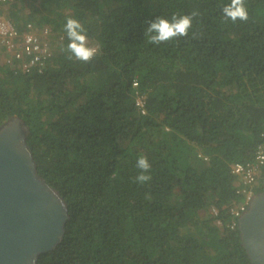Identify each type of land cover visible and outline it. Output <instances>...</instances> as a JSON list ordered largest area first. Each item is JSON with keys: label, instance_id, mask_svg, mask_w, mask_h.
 <instances>
[{"label": "trees", "instance_id": "1", "mask_svg": "<svg viewBox=\"0 0 264 264\" xmlns=\"http://www.w3.org/2000/svg\"><path fill=\"white\" fill-rule=\"evenodd\" d=\"M228 3L10 5L17 22L46 29L50 55L42 72L0 62V124L17 116L28 126L38 174L69 216L37 264H250L230 213L244 197L231 169L264 148V0H245L249 18L235 23L223 17ZM193 12L187 36L147 42L146 21ZM69 17L98 49L89 63L68 58ZM140 155L151 165L143 184Z\"/></svg>", "mask_w": 264, "mask_h": 264}, {"label": "water", "instance_id": "2", "mask_svg": "<svg viewBox=\"0 0 264 264\" xmlns=\"http://www.w3.org/2000/svg\"><path fill=\"white\" fill-rule=\"evenodd\" d=\"M17 116L0 124V264H37L61 242L69 219L66 202L38 174ZM250 264H264V167L261 190L253 193L236 222Z\"/></svg>", "mask_w": 264, "mask_h": 264}, {"label": "built area", "instance_id": "3", "mask_svg": "<svg viewBox=\"0 0 264 264\" xmlns=\"http://www.w3.org/2000/svg\"><path fill=\"white\" fill-rule=\"evenodd\" d=\"M15 3V0H0V9L7 8ZM47 31L42 28L34 29L29 23H17L0 11V45L3 47V63L20 73L32 71L42 72L46 58L50 55L49 43L46 38ZM136 86V83H133ZM145 96L138 95L134 100L135 107L144 114ZM264 167V148L257 147L255 155L250 162L234 163L231 173L240 179V187L237 192L243 194V200L230 213L237 219L246 210L248 202L258 186L261 169ZM236 223H234L235 225Z\"/></svg>", "mask_w": 264, "mask_h": 264}, {"label": "clouds", "instance_id": "4", "mask_svg": "<svg viewBox=\"0 0 264 264\" xmlns=\"http://www.w3.org/2000/svg\"><path fill=\"white\" fill-rule=\"evenodd\" d=\"M222 14L226 20H230L233 23L237 20L246 22L249 18L245 0H230V3L222 8ZM195 15L197 13L193 12L188 15H172L170 18L156 17L146 21L147 27L144 29V36L147 42L152 45H160L179 37H185L188 35V30L192 27V18ZM6 16L16 21L14 17ZM17 23L21 24V22ZM64 30L69 41L66 46V51L69 53L68 58H74L83 63L91 62L97 55L98 49L89 46L87 30L81 22L69 17L64 25ZM136 168L140 170L136 176L138 183L143 184L151 180V176L148 174L151 170V165L146 156H138Z\"/></svg>", "mask_w": 264, "mask_h": 264}, {"label": "crops", "instance_id": "5", "mask_svg": "<svg viewBox=\"0 0 264 264\" xmlns=\"http://www.w3.org/2000/svg\"><path fill=\"white\" fill-rule=\"evenodd\" d=\"M8 9H10V11L3 10V9H0V11L3 12L4 14L10 16V17H16L14 9L11 8V6H9ZM13 12H14V14H13ZM2 52H3V47L0 45V57L3 54ZM0 62L2 63V60H0Z\"/></svg>", "mask_w": 264, "mask_h": 264}, {"label": "rangeland", "instance_id": "6", "mask_svg": "<svg viewBox=\"0 0 264 264\" xmlns=\"http://www.w3.org/2000/svg\"><path fill=\"white\" fill-rule=\"evenodd\" d=\"M7 10L10 11V9H8V8H7ZM0 60H2V62H3V54L1 55Z\"/></svg>", "mask_w": 264, "mask_h": 264}]
</instances>
